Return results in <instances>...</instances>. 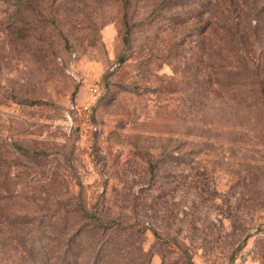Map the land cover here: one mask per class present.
I'll list each match as a JSON object with an SVG mask.
<instances>
[{"label":"rangeland","instance_id":"obj_1","mask_svg":"<svg viewBox=\"0 0 264 264\" xmlns=\"http://www.w3.org/2000/svg\"><path fill=\"white\" fill-rule=\"evenodd\" d=\"M262 91L264 0H0V264H264Z\"/></svg>","mask_w":264,"mask_h":264},{"label":"trees","instance_id":"obj_2","mask_svg":"<svg viewBox=\"0 0 264 264\" xmlns=\"http://www.w3.org/2000/svg\"><path fill=\"white\" fill-rule=\"evenodd\" d=\"M123 43L124 45H128L129 44V28L127 26H125V35L123 38ZM262 94L264 96V91H262Z\"/></svg>","mask_w":264,"mask_h":264}]
</instances>
